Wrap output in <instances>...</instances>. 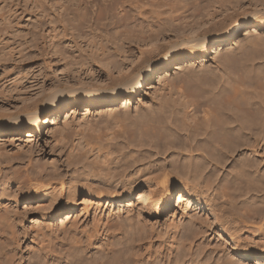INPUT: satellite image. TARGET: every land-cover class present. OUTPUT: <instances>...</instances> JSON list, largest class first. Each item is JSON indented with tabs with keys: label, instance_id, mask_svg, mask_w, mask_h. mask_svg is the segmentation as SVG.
<instances>
[{
	"label": "bare ground",
	"instance_id": "6f19581e",
	"mask_svg": "<svg viewBox=\"0 0 264 264\" xmlns=\"http://www.w3.org/2000/svg\"><path fill=\"white\" fill-rule=\"evenodd\" d=\"M219 1L56 0L59 16L70 18V28L85 51H89L90 56L86 57L81 52L79 54L57 50L58 56L61 57L57 71L64 81L59 85L52 83L54 86H49L47 90L44 89L45 80L41 81V74L39 79L38 74L30 71L12 73L4 81H0V146L5 144V136L14 131L28 129L29 132L38 133L49 127L59 134L55 135L58 148L64 147L65 135L61 130L63 127L72 129L76 121L77 126L82 129L83 116L78 115V119V116L74 115L82 105L93 104L102 107L118 104L123 99L130 102L176 58L186 53L207 51L211 47L217 48L230 43L242 31L248 34L254 28L257 38H248L245 46L248 45L249 50V46L258 48L259 45L262 48L260 45H264L261 37L264 34V0H222L220 4ZM233 6L240 7L235 9V13L229 14L220 26L212 28L214 25H206L209 19ZM93 7L97 8V22L87 24L80 19L78 10L85 9L88 14ZM109 15L113 16L112 20L102 23L101 21L109 18ZM174 24L187 30L188 26L194 28L200 24H205L208 28H205L203 33L199 32L200 34L183 35L179 39L177 36V39L168 40L163 46L158 43L159 47L154 49L151 44L153 50L145 49V53L141 51L137 63L131 67L127 66L130 69H126V72L117 75L118 77H111L107 83L98 82L99 68L95 63H91V58L88 57H93L94 61L105 60L121 71L120 65L130 60L128 56H134L135 48L128 44L127 57L119 59V62L117 58L113 59L115 52L112 45L116 44L115 40L124 42L132 38L149 44L164 36L165 30ZM103 30L107 33L112 31L115 37H108L102 33ZM5 35L0 29V53L8 50L4 49L8 38L4 37ZM122 46L124 47L123 44ZM245 46L241 45L240 48L243 50ZM248 48L245 49L247 51L239 53L248 52ZM254 48L252 51L256 52ZM248 54L246 53V58L244 54L245 61H240L241 65L234 61L243 59L240 54L238 56L242 59L236 55L237 59L234 52L233 57L231 54L230 57L226 55L227 59L221 57L226 61L224 65L221 59L224 63L222 65L229 70L225 72L226 77L220 74L224 73V68L223 72H219L221 77L215 75L218 73H215L216 71L212 72V75L203 71L204 69L199 70L203 71L202 73L188 70V73L177 79L183 82L180 88L170 87L171 90L166 93L168 96L149 111V114L144 113L146 115L138 120L135 118L137 121L132 125L130 123L131 126L126 124L128 117L105 113L106 115H103L106 117L93 120L96 121L95 127L91 124L90 130L77 128L78 138L73 142V152L67 156V160L70 166L73 162L79 164L84 159L90 161L86 166L87 170H82L79 174V179L85 177V183L81 180L71 182L66 174L60 175L58 168H48L47 163L34 164L31 152L27 155L26 152L10 150L12 161L17 160L19 163L17 168L5 172L2 178L4 188L0 192L1 198L8 204L0 210V264H16L21 249L19 246L23 237H26V233L22 236L19 231L20 225L21 228L23 226L22 213L12 207V201L30 204L27 208L33 209V213L41 218L35 227L37 235L32 241L34 249H31V258L35 264H163L161 259L160 262L156 260L162 252L159 254V249L153 252L154 248H150L152 242L147 241L149 245H145L146 240L143 239V236L148 237L147 233L151 236L157 232L156 223L150 222V218L144 217L134 229L130 227L132 233L125 230L126 221L118 220L108 225L103 223L109 232H106L107 240L101 237L103 225L99 222L91 233L87 230L76 232L77 224L71 223L74 235L69 234L59 241H53V234L48 236L46 231L49 228L45 223L46 218L59 217L61 222H71V213L80 195H105L111 196L114 201L129 202L136 190L133 182L137 180L139 185L144 184L148 188L139 197L147 194L148 202L151 203L148 211L154 214L169 210L174 206L178 195L182 200L195 198L198 196V192L193 191L195 188L201 191L199 197H196L200 208L209 209L207 214L194 216L195 219L184 228L186 232L183 233L186 234L182 233L179 237L178 256L174 259L168 257V264H186L185 245L189 244L187 250L190 252V242L210 233L216 225L210 219L211 214L219 223L221 235L225 234L227 240L234 244L227 259H221L222 263L218 261L215 264H251L252 261H264V242L256 239L263 236L264 240V65L259 67L263 63L261 62L259 66H255L259 67L258 69L252 66L250 61L259 59V55L254 58ZM247 55L253 56L251 59L254 60H249ZM233 65L240 67L234 68L236 66ZM177 82L171 84V81L168 84L172 86ZM43 120L45 122H42ZM84 121L86 122L85 119ZM119 125L124 128L116 129ZM108 130H113L111 133L114 138L106 137L109 136ZM136 136L137 153L128 149L127 144L133 142ZM118 137L124 138L126 144L114 141ZM146 145L155 149V155L165 154L166 157L151 156V151L143 149ZM42 149L40 145L35 146V151L46 153ZM72 154L75 155V160L72 159ZM227 165H231L227 174L222 175L220 182L216 183L215 180L219 176L212 178L217 172L216 169L224 170ZM204 192L210 193L205 195ZM133 219L129 221L130 225L135 222H132ZM118 234L124 235L118 240H111ZM191 234L194 235L189 239ZM98 242H101V248L98 247L97 251L89 254L88 252L97 248ZM122 246L124 249H121ZM232 252L237 253L238 257ZM194 257L196 258L195 255Z\"/></svg>",
	"mask_w": 264,
	"mask_h": 264
},
{
	"label": "rangeland",
	"instance_id": "374dc122",
	"mask_svg": "<svg viewBox=\"0 0 264 264\" xmlns=\"http://www.w3.org/2000/svg\"><path fill=\"white\" fill-rule=\"evenodd\" d=\"M221 2L222 0H220L218 3L220 4ZM55 3H56V0H9V1L3 0L0 2V18H1L0 19V29L3 30L4 35L6 33L4 37L6 36L8 37L6 39L5 47H4L5 42L3 44L4 49L7 48L8 50H4V53L3 52L0 53V81L1 82L4 81V79L7 76H10L12 73H17L19 71H22L23 73H25L26 71L27 72L30 71V72L35 73L36 75L38 74L37 76L39 77V79L42 78L41 81L45 80L44 89L47 90L49 86H54L55 84L59 85L60 83H63L62 81H64L61 78V75L57 71V66L60 65V62L58 61L61 58L58 56L59 50L67 51V52L74 51L75 53H79V54L81 52V54L86 55V57L89 55L88 54L89 51L88 52L85 51L80 40L76 38V35L73 33L72 29L70 28L69 26V23L71 22L70 18L59 16L58 8L55 5ZM239 7L240 6H233L231 8H228L227 10H224L217 17L213 19H209L206 25L208 24L214 25V27L212 28H216L217 26H220V24L224 23V21L226 20V17H228L229 14L235 13ZM96 9L97 8L93 7L90 10L91 12L89 11L90 13L88 12V14L86 13L85 9L84 10L81 9V10H78V12L80 11L79 12L80 15L79 13L78 15L83 22L87 24L89 23L96 24L97 22L96 16H95ZM240 10H238V12ZM112 18L113 16L109 15V18H105L101 22L108 23L112 20ZM204 26L205 24L204 25L200 24L198 25V27H194V28H192V26H188V30H187L185 28L184 29L178 28L179 26L177 27V25L174 24V26H170L165 30L164 36H160L158 40L154 39L153 41L149 42V44H146L143 41L141 42L140 40L139 41L135 39L133 40L132 38L129 39L130 41L128 40L124 42L115 40L116 44L112 45L113 46L112 50L115 52L114 53L115 56L113 55L114 57L113 59L117 58L118 59L117 61L119 62H121L119 59H122L124 56L127 57L126 54L128 53L127 51L128 44L132 45L133 49L135 48L134 56H128L129 57L128 59H130L131 61L128 60L126 64L120 65L121 71H119L118 67L108 64L107 61L105 60L104 61H101V60L94 61L93 57H88V59L91 58L89 61L91 63H95V65H97V68H99L100 78L98 79V82L107 83L109 82V79L111 77H118L117 75L120 76L122 73L127 71L126 69H130L128 67H131L134 65V63H137V60H139V57L141 55L140 53L141 51L144 52L145 49H146L145 51L147 50L149 51L150 48L151 50H153L155 47H159L158 43L161 44V46H163L166 44V42H168V40L172 41L173 39L174 40L177 38L179 39L183 37V35L191 36V35H196V33L200 34L199 32L203 33L208 28L207 26L205 27ZM108 28H110V26H108ZM253 29L254 28H252L248 34L242 31L241 34L236 37V39H234L230 43L223 44L222 46L217 47L218 49L211 47L207 51H201V52L198 51L192 54L184 53L185 54L184 56L176 58L170 64L168 68L163 69L160 74H157L152 79V81H150L143 90H141L138 94H136V96L130 102H126V100L123 99L118 104H110V105H105L102 107H97L93 104L82 105L80 108H78L77 111H75L74 115L83 116L82 118L83 120L81 119L83 121L82 123L83 124L86 123L87 125L82 124L83 126L81 125L82 127L81 129L80 126L79 127L77 126L78 123L76 121L72 129L63 127L64 129L62 128L63 130H61V132H63L65 135L64 142L66 146L64 147L58 148V143H57V140L55 139V135H59V134L57 131L50 129L49 127H46L44 131H40L38 133L37 132L35 133L33 131L29 132L28 129H22L19 132L14 131L13 133L8 134L5 137L9 139L6 138L5 144L0 146V192L4 188L3 187L4 183L2 182L3 174L5 172H10L11 168L12 169L17 168L18 163H19L17 160L12 161L13 158L11 157L9 153L10 150L12 149L18 152L19 151L26 152L27 155L31 152L33 156L32 162L34 161V164L42 165V164L47 163L48 168L50 167L58 168L60 170V175L66 174V176L68 177V180L69 179L70 181L72 180L71 182H75L76 180H81L83 183H85L86 182L85 177H82L81 179H79V174H81L85 169L87 170L86 166H88L90 161L84 159L82 160L81 163L77 164L76 162H73L70 166L67 160L68 159L67 156H69L71 151L73 152V149H72L73 142L77 141L76 139L78 138V134L76 133H78V129L86 130V131L90 130L89 128L91 124H92L91 125L92 127H95L94 124L96 121H93V120H95V118L99 120L101 117H106L104 116L106 115L105 113H111L112 115L117 114V115H121V117L126 116L128 117L126 124L128 126H131L133 122H136L138 119H140L139 117L149 114L148 113L149 111L157 107L160 104V102L163 99H165L166 96H168L166 93H168V91L171 90L169 89L170 87L173 89H175V86L177 88H180L183 82L180 80L178 81L177 79H180V76L181 77L184 76L183 74H185L188 70H189L188 72H191L194 70L195 72H200L201 70L204 69L203 71H208V73L210 74L216 71L215 73L217 72L218 73L217 74L214 73V74L217 75V77L220 74L221 76L224 75V77H226L225 72H229V70H227L228 68L225 69L226 66L224 67L222 65L224 63H225L224 65H226V61L224 60L226 58V55L228 57L231 54V57H233L234 55L238 56L240 54L243 58L245 54V58H246V53L248 54V52H250L251 54L249 53L248 55H253V52H255V51H252V48H254L255 46L253 47L249 46L251 47L250 50L248 48V45H246L247 47L245 46V42L248 38H257L254 35ZM103 31L102 33L106 34L108 37L112 39L115 37L112 31H108V33L106 31L104 32ZM259 32H261V34L263 33V31H259ZM261 37L264 40V34H262ZM122 44L124 45V47L122 46L123 48L121 47ZM151 44L154 45L153 49H152ZM241 45L245 46L249 50L246 53L242 52L243 55L239 52L245 50L246 48L244 47L242 50L240 48ZM260 46L264 47V45L262 44ZM114 47L115 48L117 47V48L115 49ZM259 48L261 47H259L258 45V48L256 46V48L253 49V50H256L257 52V53L256 52L254 53L255 55L257 54L256 56L253 55L254 58H257V56L259 55V59H260V60L255 59L254 62L250 61L252 62L253 64L252 66L254 67L259 66L261 62L264 63V60H263L264 58L262 57L264 56V48L263 50L262 48L259 50ZM116 50H117V53H116ZM233 52H234V55H233ZM223 56L225 57L224 59L221 58ZM241 56H238V57L242 59ZM253 56H248V58L250 57L249 60ZM236 57L234 58L236 59ZM245 58H243L244 60L243 59L234 60L233 58L232 59L236 61L237 65L239 64L241 65L240 61L241 62L245 61ZM221 59L224 61V63L223 61H221ZM251 60H254V59H251ZM263 63L259 67L264 65ZM237 65H233V66H236L234 68L240 67V66L237 67ZM2 67L5 69H3ZM259 67H255V68L258 69ZM223 68L225 69V71ZM223 71L224 73L219 74V72H223ZM40 74H41V78L39 76ZM223 80L224 79H222V81ZM171 81H172L171 84H173V82L175 83L177 81L178 82L177 84L172 85L174 86L172 87L171 85L168 84ZM52 83L53 84L55 83V84L51 85ZM166 86H169V87H166ZM173 94L174 96H176V92H174ZM144 113L146 114L144 115ZM79 116H78V119L80 118ZM135 118H137V120ZM84 119L86 120V122L84 121ZM131 120L133 121L131 122ZM42 122H45V120H43ZM116 127H117L116 129H119V130H122L124 128L123 125L122 127L120 125L119 127L118 126ZM111 131L113 130L107 131V134H109V136L107 135L106 137L114 138V134H112ZM67 135L69 136L67 137ZM137 138L138 136H136V139L133 142L127 143L128 149L135 151V153L138 152V148L135 145ZM114 141L120 142L123 145H125L126 144L125 142H127L122 137L120 138L118 137ZM132 143H134V145ZM36 145H40L41 148H43L42 151H45L46 153L43 154V152L41 151H37V150L35 151ZM143 149L145 150L148 149L149 151H151V156L153 155V157L155 156L156 157L161 156V158L166 157L165 154L155 155L156 153L155 149H152V148L150 149L148 145H146ZM73 155L74 154H72L71 157L72 159L75 160L74 158L75 155L74 156ZM230 166L231 165L229 166L227 165L226 167H224V170L221 168L216 169L217 171L215 173L216 176L214 175V177H212L213 179H215L217 178V176H219V178L215 180L216 183L220 182V177H223L222 175L227 174L228 172L227 170ZM137 181L133 182V185L136 186L135 187L136 190L134 192V196L129 202L128 201H123V202L114 201L112 200L111 196H105V195L102 197L88 196V195L78 196L77 203L75 204V208L72 212L73 214L71 213L72 218H70L71 220L68 219L71 222H68V223L64 221L61 222V219H59V217L55 219L46 218L45 223L47 226H49V228L46 227L48 229V230L46 229L48 236L50 234H53L52 237H54L53 239H55L53 241H59L62 237H67L69 234L70 236L74 235L73 231L71 230L73 227L72 225L74 223L77 224L78 230L75 229L76 232L80 230H87L89 231V233H91V232H94L95 228H97L98 222L100 224L102 223V225L103 223H105V225H108L109 223H114L118 220L126 221L125 230L126 229L127 231L130 230L129 232L132 233L131 228L138 227L139 224L143 221V218L146 217V218H150V222L153 221L154 223H156V231L158 233L160 231L159 234L161 236L159 234H156L157 232H155V234H152L151 236L149 233H147L148 237L150 238H148L147 236H143V239L145 238L146 240L145 245H149V242H152L150 243V248L152 250L154 248L153 252H155L156 250L158 251V249L160 250L159 254L162 252L161 253L162 255L161 254L158 255L156 260L160 262V259H161L163 264H168L171 257H173L174 259L176 258V256H178V252H179L178 244H180L179 237L180 235H182L183 231L186 232L185 229L186 227L190 225L191 220H194L195 217H197V215L207 214L209 209L207 207L206 209L200 208L196 200V197H199V195L201 194V191L195 188V190L193 191L198 192L197 193L198 196H195V198H191L189 201L182 200L181 196L178 195V199L176 200L174 206H172L169 210L161 212L160 214H154L153 212L148 211L149 209L148 207H150L151 203L149 204L148 202L147 194L142 197H139L140 194H144L145 191L148 190V188L144 184L139 185V182ZM11 187L14 189L16 188L15 186H11ZM215 188H217V185L215 186ZM208 193L210 192H204L205 195H207ZM5 204H8V202H6L4 199L1 198V193H0V208H1L0 210L3 209ZM10 204L12 205V207H14L15 209H18V211L22 213V217H23L22 225L23 226L21 228V225H20L19 231L22 232V236L23 235L25 236V233H26V237H23V242L19 246V248L21 247V249L19 250L18 259H17L18 261H16V264H28V263L30 264V262L32 264H35L36 262L34 261L33 258H31V251H32L31 249L32 248L34 249V245L32 244V241L37 235L36 234L37 228L35 227H37V223L40 221L41 218H39L38 215L33 213V209L32 210L30 209L31 210L30 211L27 208L28 206H30V204H26L25 202H22V201L20 202L12 201ZM210 216H211L210 217L211 221L216 224L215 226L212 227V230H210V233L207 236H204L203 238L198 237V239L194 240L195 242L193 241L190 242V244L192 245L190 252H192L191 254L194 258L193 264L202 263V262H211V263L213 262L215 264V263H218V261H220L221 259H222L221 261H224V259H227L226 257H228V255L231 253V250L234 247L233 242H231L230 240H227V237L225 234L221 235L220 233L221 229L219 227L218 221L213 219L212 214ZM224 216L226 217V214ZM131 219H133L132 222L133 221L135 222L131 223L130 225L129 221L131 222ZM105 225L101 226V237L107 240L108 238L107 234L109 232L107 231V229L104 228ZM27 233H29L30 235H27ZM183 234H186V233H183ZM123 235L124 234H118L116 238L112 237L111 240H114V241L118 240L120 237H123ZM192 235L194 234H191L189 236V239L192 238ZM158 237H160L159 240H158ZM256 239L259 240V242L261 241L264 242V240H262L263 236H259ZM100 245H101V242H98V244L96 245L97 248L92 249V251L88 253L91 254L92 252L97 251L98 247L101 248ZM188 245L187 246L185 245L186 249L185 247H183L185 249V251L184 249L183 251L186 254V255L184 254L186 256V260H185L186 264H191L192 258H190V252L187 250V247L189 249ZM121 249H124V247L122 246ZM233 253L234 252H232V254ZM194 255L196 256V258L194 257ZM234 255L236 258L238 257L237 253L236 254L234 253ZM153 257H154V254H153ZM221 261L219 263H222ZM251 264H264V261H260V262L252 261Z\"/></svg>",
	"mask_w": 264,
	"mask_h": 264
}]
</instances>
